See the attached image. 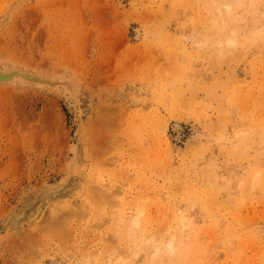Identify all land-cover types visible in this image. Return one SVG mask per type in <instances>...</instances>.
<instances>
[{"label":"rangeland","instance_id":"obj_1","mask_svg":"<svg viewBox=\"0 0 264 264\" xmlns=\"http://www.w3.org/2000/svg\"><path fill=\"white\" fill-rule=\"evenodd\" d=\"M0 22V66L45 76L0 88V264H264V0H0Z\"/></svg>","mask_w":264,"mask_h":264},{"label":"bare ground","instance_id":"obj_2","mask_svg":"<svg viewBox=\"0 0 264 264\" xmlns=\"http://www.w3.org/2000/svg\"><path fill=\"white\" fill-rule=\"evenodd\" d=\"M14 1V0H13ZM12 4V3H11ZM10 4V5H11ZM9 5V6H10ZM14 6V5H13ZM13 6H10V7H13ZM16 6V5H15ZM9 8V7H8ZM16 8V7H15ZM7 10V9H6ZM7 12V11H6ZM11 12H12V10H10L9 12H7V14H5V17L7 16V17H9V15H11ZM4 13V12H3ZM2 16H3V14H2ZM5 19V18H4ZM5 22V21H4ZM1 24H3V23H1L0 22V25ZM3 27V26H2ZM1 64V63H0ZM13 65V64H12ZM2 66L4 67V68H2ZM2 66H0V79H8L9 80V82L8 83H10V82H13V83H15V80H20V82H22V83H24V79H26V78H28L29 76H31L32 78H34V79H36V78H38V77H41V78H44L45 76L44 75H40V74H43V73H40L39 72V74H38V71H36V74H34V72H32L31 73V71L29 70L28 71V69L29 68H21L22 66H19L18 68H15L14 66H16V65H14L13 66V68H11V67H8V65H7V67L5 68V66H4V64H2ZM46 74V73H45ZM38 76V77H37ZM72 76V75H71ZM75 76V75H74ZM73 76V77H74ZM5 77V78H4ZM47 77V76H46ZM22 78H24V79H22ZM48 78L50 79V82H51V79L52 80H54L52 77L50 78L49 77V75H48ZM39 79V78H38ZM70 79V77H68V80H66V79H61L60 80V82H63V83H61L62 85H65V86H63L64 88H62L63 90H67L66 88H68V84L70 83V82H72V83H70V89L68 88V90H70L71 91V89L72 90H74V88L75 87H77L76 86V84L74 83V80L72 81V80H69ZM14 80V81H13ZM29 80V79H28ZM41 81H42V79H40ZM49 81V80H48ZM47 81V82H48ZM65 81V82H64ZM2 82H4V81H2V80H0V88H8V87H13L12 85H10V84H4V83H2ZM26 82H28V81H25V83ZM30 82H32V81H29L28 83H30ZM46 82V81H45ZM56 83H57V81H55ZM60 82L59 83H57V84H60ZM69 82V83H68ZM6 83V82H5ZM34 83V82H33ZM36 83V82H35ZM51 83H53V82H51ZM31 84V83H30ZM49 84V83H48ZM78 84V83H77ZM37 85H43V83H36V86ZM79 85V84H78ZM44 86L46 87H49L47 84H44ZM51 86V85H50ZM15 87V86H14ZM59 87H61V86H59ZM59 87H57V88H59ZM77 89V88H76ZM79 90H80V88H79ZM72 92V91H71ZM78 102V101H77ZM73 106V105H72ZM79 112V111H78ZM106 116H108V114L106 115ZM107 124H109V123H107ZM74 148V147H73ZM72 149V148H71ZM73 151V150H72ZM75 156V155H74ZM70 165H72V164H70ZM71 167V166H70ZM73 171V170H72ZM70 174V173H69ZM61 182V181H60ZM54 191V190H53ZM135 225H138V222L135 224ZM130 231H131V227H129V233L128 234H130ZM132 232V231H131ZM126 233V234H127ZM144 235V234H143ZM128 236H130V235H128ZM29 237V236H28ZM175 238H176V236L175 235H173L172 236V238H171V240H170V243L167 245V249L170 251H172L173 249H175V247L173 246V241L175 240ZM152 247H149L150 249H151V251L155 254V257L159 254V253H161L160 251H159V249H160V247L158 246V245H156V244H153V245H151ZM153 257V256H152Z\"/></svg>","mask_w":264,"mask_h":264},{"label":"water","instance_id":"obj_3","mask_svg":"<svg viewBox=\"0 0 264 264\" xmlns=\"http://www.w3.org/2000/svg\"><path fill=\"white\" fill-rule=\"evenodd\" d=\"M5 78V77H4ZM0 80H8V79H0Z\"/></svg>","mask_w":264,"mask_h":264}]
</instances>
